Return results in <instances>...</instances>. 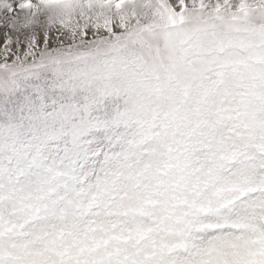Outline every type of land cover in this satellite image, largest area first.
Here are the masks:
<instances>
[{
  "label": "snow or ice",
  "instance_id": "1",
  "mask_svg": "<svg viewBox=\"0 0 264 264\" xmlns=\"http://www.w3.org/2000/svg\"><path fill=\"white\" fill-rule=\"evenodd\" d=\"M0 35V264H264V0H0Z\"/></svg>",
  "mask_w": 264,
  "mask_h": 264
},
{
  "label": "rangeland",
  "instance_id": "2",
  "mask_svg": "<svg viewBox=\"0 0 264 264\" xmlns=\"http://www.w3.org/2000/svg\"><path fill=\"white\" fill-rule=\"evenodd\" d=\"M169 2L170 3H175V0H169ZM206 2H207V0H206ZM57 35H58V33H57ZM91 38H92L91 33L88 30H86L85 39H91ZM61 39H63V38H61ZM13 41H15V37H13ZM5 46L6 45L3 42V36L0 35V62H3V59H4L2 53H3V49L5 48ZM12 49L13 50L15 49V43H13ZM9 55L11 56V52L9 53Z\"/></svg>",
  "mask_w": 264,
  "mask_h": 264
}]
</instances>
